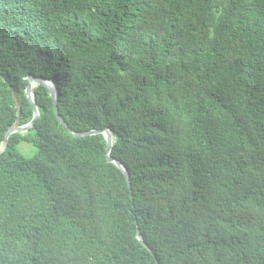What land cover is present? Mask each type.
<instances>
[{
	"label": "trees",
	"instance_id": "1",
	"mask_svg": "<svg viewBox=\"0 0 264 264\" xmlns=\"http://www.w3.org/2000/svg\"><path fill=\"white\" fill-rule=\"evenodd\" d=\"M30 76L130 189L33 87L0 264H264V0H0V145Z\"/></svg>",
	"mask_w": 264,
	"mask_h": 264
},
{
	"label": "water",
	"instance_id": "2",
	"mask_svg": "<svg viewBox=\"0 0 264 264\" xmlns=\"http://www.w3.org/2000/svg\"><path fill=\"white\" fill-rule=\"evenodd\" d=\"M1 79L3 81H5L4 78H1ZM26 79H27V85L25 88V96L32 106V111H33L32 119L29 123H27L25 125H22V126L19 125V122H20V106H19V102H18V99H17L15 93L12 92V100L14 102V107L16 110V121L4 133L3 141L0 145V155L5 152V150L7 148V144H8V139L11 135L16 134V133H21V134L26 133L29 129H31L33 127L34 122L36 121V119L39 116V113L37 111L36 105H35L34 100H33L34 94H33L32 89L35 86L42 85L45 88H47V90L49 91V95L52 98L53 109H54L55 117H56L57 121L59 122L60 125H62L67 130V132L72 137H74V138H85V137L94 136V135H103L104 140H105V144H106L104 156H105L107 162L112 163L122 172V174L125 177L127 186L130 189V179H129V175H128L127 171L125 170L123 165H121L117 160L110 157V151H111V146H112V142H113L112 132L109 131L108 129L97 130V131H87V132H74V131H72L70 128H68L65 125L64 121L59 116V113L57 110L56 89H55L53 82L51 80H45V79H42L40 77H34V76L27 77ZM136 238L148 250L147 252L150 253L154 257V254L151 253V249L143 242V240L139 234L138 229L136 231Z\"/></svg>",
	"mask_w": 264,
	"mask_h": 264
},
{
	"label": "rangeland",
	"instance_id": "3",
	"mask_svg": "<svg viewBox=\"0 0 264 264\" xmlns=\"http://www.w3.org/2000/svg\"><path fill=\"white\" fill-rule=\"evenodd\" d=\"M17 149L25 158H32L36 153V149L26 142H20Z\"/></svg>",
	"mask_w": 264,
	"mask_h": 264
}]
</instances>
